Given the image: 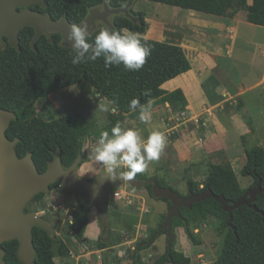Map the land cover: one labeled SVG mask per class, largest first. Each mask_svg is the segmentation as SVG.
I'll list each match as a JSON object with an SVG mask.
<instances>
[{"label":"trees","instance_id":"1","mask_svg":"<svg viewBox=\"0 0 264 264\" xmlns=\"http://www.w3.org/2000/svg\"><path fill=\"white\" fill-rule=\"evenodd\" d=\"M44 4L35 3L34 11L48 15L52 20L64 16L66 22L79 21L85 18L90 8L103 5L107 2L111 8L124 6L128 0H43ZM170 5L201 11L214 15H228L235 5H245L247 0H153ZM247 21L264 26V0H251L246 9ZM136 21L125 15L116 16L114 30L128 29L137 34H143L146 21L141 11H133ZM31 25L22 26L18 30L19 48L10 44L7 48H0V107L13 111L17 118L12 119L6 135L9 139H17L15 150L22 157L28 151L40 172L47 168L48 162L54 158V152L59 151L64 168L69 167L81 156V165L84 161L82 154L83 141L88 135L100 136L96 121L81 112L71 113L56 119H44L35 112L30 104L38 99L47 97L50 93L70 85L87 83L101 97L108 102L114 101L118 111L109 115V122L105 126L107 131L119 123L124 115L136 110L129 108L133 98L140 100L141 106L161 100L169 104L181 103L185 105V95L181 88L172 91L165 90L162 85L178 75L191 69L192 64L185 49L177 43L161 41L138 36L143 44L151 49V55L144 66L138 71H129L123 65L105 68L103 58L96 61L85 60L84 63H71V47L64 46L60 39L42 33L31 45L34 35ZM93 36L95 34L92 33ZM93 41L90 39L89 41ZM246 162L241 168L244 176L252 177L249 187L256 184L258 179L264 183V148L255 145L245 149ZM137 178L146 179V174L138 173ZM160 185L168 186L159 178ZM58 186V182L50 185V190ZM188 190L202 192L210 188L215 194H223L230 202L239 199L248 188L241 186L233 166L226 163H211L207 169L204 183L200 187L197 182L187 179ZM147 190L152 195L151 185ZM73 193L74 205L71 208L72 232L79 238L85 239L84 233L88 223V214L94 204L85 202L86 193ZM188 194V193H187ZM45 192L34 195L35 201H40ZM153 196V195H152ZM161 200L171 206L167 198ZM254 204L264 212V192L258 194ZM183 218L173 217V231L183 227L187 237L194 243H199L194 231L203 224L209 214L220 217L216 229L221 236V247L214 264H264V224L260 212L242 204L232 212V227L227 225L228 212L222 205L212 198L195 202L190 208L181 206ZM167 213V212H166ZM166 213L160 223L164 222ZM43 217V216H42ZM235 229V232L233 230ZM157 230L155 227L145 240L137 243V250L150 245L146 242ZM166 233V230H163ZM32 242L34 245V264H57L56 256H67V244L56 234L34 225L32 227ZM175 243V242H174ZM18 240H7L2 243L4 250L3 261L6 264H23L19 258ZM58 245L55 252L54 245ZM99 249L105 248L107 242L100 236L95 241ZM175 245V244H174ZM190 257L175 250L171 251V259L167 249L154 264H190Z\"/></svg>","mask_w":264,"mask_h":264},{"label":"rangeland","instance_id":"2","mask_svg":"<svg viewBox=\"0 0 264 264\" xmlns=\"http://www.w3.org/2000/svg\"><path fill=\"white\" fill-rule=\"evenodd\" d=\"M250 3L251 0H247L245 5H235L228 15H214L153 0L132 2L131 9L143 12L146 21L145 32L136 34L183 46L192 64L189 72L193 76L188 78L201 80V85L210 98L216 97L217 91H239L237 96L229 97L222 105L240 115L238 117L241 126L239 122L236 127L231 121L225 120L224 129L221 131L219 123L212 122V126L218 129V138L224 139L226 150L214 151L205 158L203 155L194 170L191 169L192 165L184 173L181 167L173 169L175 181H166L169 187L181 195L188 193L187 179L195 178L199 186L204 183L211 163H230L244 188H249L253 181L252 177L242 175L241 168L246 162V148L255 145L264 148V26L247 21L246 9ZM233 18H236V35L229 28ZM241 90L245 91L243 97ZM258 97L263 99L262 103L256 101ZM242 98L246 99L247 108L243 105ZM248 99L254 101L249 102ZM30 106L44 119H56L81 112L95 119L100 134L106 130L109 115L112 114V105L84 82L52 92L45 98L33 101ZM101 106L108 111H102ZM146 108H150L157 117L162 114L165 120L175 125L165 132L161 131L167 138L166 144L183 133L182 128H185L192 133L190 137L194 136L192 141L195 142L192 145L200 148L199 142L204 140V136L200 134L204 127L202 113L193 112L190 107L185 108L179 102L167 107L161 100L149 103ZM139 114L140 110L127 113L119 124L135 129L144 139L151 132L150 121L142 122ZM97 141V135H88L83 141L82 154L85 159L78 172L87 178L106 170L94 158ZM155 162H149L146 171H151V165L157 166L161 160ZM124 171V168L118 169V172ZM119 187L125 197H114L113 204L108 206L106 231L101 233L100 222V234L96 239L102 236L108 246L116 243L121 245L109 247L102 252L97 251L96 239L84 241L72 232L71 208L75 202L73 193L54 187L40 201L32 203L31 209L34 213L43 216L47 221L55 222L53 233L68 246L67 256L55 257L57 264H154L165 253L167 233L163 230L154 235L156 230L146 240L151 242L148 247L137 250V243L145 240L146 233L149 235L151 230L161 225L160 211L162 206L164 208L163 201L154 198L147 188L134 190L126 183ZM165 205L167 208V203ZM220 221L219 216L209 214L203 224L194 230L199 239L197 244L187 237L183 227H177L175 250L189 256L190 264H214L221 247V236L216 229ZM147 224L153 228L147 229ZM54 250L58 251L57 244L54 245Z\"/></svg>","mask_w":264,"mask_h":264},{"label":"water","instance_id":"3","mask_svg":"<svg viewBox=\"0 0 264 264\" xmlns=\"http://www.w3.org/2000/svg\"><path fill=\"white\" fill-rule=\"evenodd\" d=\"M31 2L44 4L43 0H0V48L3 46L2 36L5 34L15 45H18V30L25 25H31L35 30L31 41L33 47H35V41L39 36L48 30L60 31L63 35L67 33L68 23L64 18L55 21L40 12H34L27 8L18 9ZM132 2L133 0H128L124 6L117 8H110L105 2L104 10L91 9L81 26H87L90 29L97 17H102L109 24L106 16L119 12L136 21L138 17L129 11ZM15 118L17 115L13 111L0 107V243L14 238L18 239V255L25 264H34L32 226L38 225L53 232L55 222L47 221L33 212H24V207L34 195L39 192H48L50 185L56 181H58L61 191L77 190L86 193L85 202L97 207L104 230L108 225L107 201L111 199L110 189L118 188L126 183L134 190H140L150 184L154 198H167L171 202L164 222L154 234L157 235L162 230H166L167 255L170 259L175 242L172 219L173 217L183 218L180 212L181 206L190 208L195 202L212 198L222 205L224 211L228 212L227 225L232 227L233 210L245 204L261 213L264 224V212L254 204L256 196L264 192V183L261 179H258L254 186L249 187L239 199L230 202L223 194L217 195L210 188L202 192H194L189 189L187 195H181L169 186L160 185L156 176L146 179L135 177L130 181L117 178L112 181L106 178L104 174L106 170H103L90 179L78 172L82 159L80 155L69 167L64 168L58 150L54 152V158L48 162L47 168L40 172L32 158V152L28 151L20 157L14 148L17 139L11 140L6 135L11 120ZM233 230L235 232L234 228ZM3 254L4 251L0 249V256ZM3 264L6 263L3 261Z\"/></svg>","mask_w":264,"mask_h":264},{"label":"clouds","instance_id":"4","mask_svg":"<svg viewBox=\"0 0 264 264\" xmlns=\"http://www.w3.org/2000/svg\"><path fill=\"white\" fill-rule=\"evenodd\" d=\"M67 29L62 39L71 42L70 58L74 66L84 63L86 59L96 61L102 57L105 68L123 65L129 71H138L151 55V49L141 42L136 33L128 29L119 31L105 26L97 29L94 36L87 26L70 24ZM90 39L92 43L89 42ZM109 104L112 105L111 112L115 114L118 111L115 102L109 101ZM138 107L139 119L148 122L150 116L146 113L149 109L141 106L138 98L131 99L129 108L136 110ZM101 110L108 111L104 106H101ZM166 142L165 134L159 130H152L142 139L135 129L116 123L110 132H101L94 149V158L105 167L107 179L114 181L121 178L130 181L138 173L145 172L149 162L160 159ZM121 168L126 171L118 172ZM0 264H3L2 256Z\"/></svg>","mask_w":264,"mask_h":264},{"label":"crops","instance_id":"5","mask_svg":"<svg viewBox=\"0 0 264 264\" xmlns=\"http://www.w3.org/2000/svg\"><path fill=\"white\" fill-rule=\"evenodd\" d=\"M236 21V18L231 19V25L230 30H234V35L237 34V25L234 22ZM183 47V46H182ZM232 51V49H231ZM264 68V67H263ZM192 69V67H191ZM190 69V70H191ZM188 70L185 73H182L178 75L177 77L170 79L166 81L162 87L167 91H172L176 88H181L183 90V93L185 95V105L184 107H190V109L193 112L196 113H202V123H203V129L200 134L204 136V140H202L200 143V148H197V146H193L192 138L190 137L192 133L187 132L185 128H182L183 133L178 134V136L171 141V143H167L166 147L164 149V152L162 153L159 160H161V163L159 165L152 164L151 171H145L142 174H146L148 177L150 176H158L159 178L166 181H172L174 182L176 177L173 174V169L181 167V171L184 173V171L189 168L191 165V169L194 170L197 167L198 161L203 158H205L207 155L213 153L214 151L225 149L224 145V139L220 140L217 136L218 129L212 126V122H218L219 126L222 127L221 131L224 129L225 120L231 121L232 124L236 125L238 127V122L240 115H238L236 112L232 111L231 108H224L222 105L224 101L230 99L231 97H235L238 95L239 91H236L235 93H231L227 90H223L219 93L217 91L216 97H209L206 90L201 85V80L198 81L195 78H188L191 75V72ZM264 74V73H263ZM191 84V86H189ZM242 97L245 94V91H242ZM230 97V98H229ZM244 101L243 105L247 108V102L246 99L242 98ZM249 102H253L254 100H249ZM259 103H262L263 99L257 98ZM167 107L170 105L169 103L165 102ZM242 105V107H243ZM150 109V108H149ZM185 112V110L183 111ZM209 112V113H207ZM148 116H150V130H159V131H166L167 129H171L175 125L173 122L165 120L162 117V114H160L158 117L154 115L153 111L150 109L146 113ZM161 117V118H159ZM234 122V123H233ZM147 123V122H146ZM241 126V123H240ZM226 127V126H225ZM227 130V128H225ZM200 130V129H199ZM200 132V131H199ZM246 133V132H243ZM199 147V146H198ZM167 150V151H165ZM156 163L155 161H153ZM197 181L195 178H189ZM202 184H200V187ZM163 201V200H162ZM164 203V208L162 206V210L160 211V217L163 216L164 213H166V210L168 209V206L166 208V203ZM148 213V212H147ZM146 215V214H145ZM146 219V217H145ZM100 217H99V211L96 206H93L88 214V223L87 227L84 233V237L87 240H94L98 237L100 234ZM147 229H152L153 227L147 224ZM176 230V229H175ZM148 234L146 233V236ZM121 245L114 244L112 246H107L103 249H99L97 251H103L105 249H108L109 247H115V246Z\"/></svg>","mask_w":264,"mask_h":264},{"label":"flooded vegetation","instance_id":"6","mask_svg":"<svg viewBox=\"0 0 264 264\" xmlns=\"http://www.w3.org/2000/svg\"><path fill=\"white\" fill-rule=\"evenodd\" d=\"M35 3H39V2H31V3H29V4H27L26 6H23V7H19L18 9H24V8H27V9H30V10H32V11H34L33 10V8L35 7ZM105 3V2H104ZM95 8H99L101 11L102 10H104V4L103 5H97V6H95V7H92V8H90V10L91 9H95ZM111 8V7H110ZM90 10H89V12H90ZM129 11H130V13H132V9L130 8L129 9ZM34 12H37V11H34ZM89 12H88V14H89ZM87 14V15H88ZM86 15V16H87ZM118 15H124V13H122V12H119V13H111V14H109V15H107L106 16V18H107V20H108V22H109V24L107 23V22H105L103 19H102V17L100 18H95V20H94V25H92V27L89 29L90 30V32H92V33H94L97 29H99V28H101V27H105V26H107V27H109V28H112V29H114L115 28V26H114V22H115V19H116V16H118ZM61 18H64V16H61L58 20H60ZM84 17L81 19V20H79V21H71V22H67L68 23V25H70V24H78V25H82L83 23H84ZM55 21H57V20H55ZM44 34H46V35H48L49 37H51V36H54V37H56V38H58V39H60V43L62 44V45H64V46H68V47H71V43L70 42H67L66 41V39H62L63 37H64V35L60 32V31H53V30H48L46 33H44ZM2 40H3V46L1 47V48H7L10 44H12V45H14V46H16L17 48H19V45H15L12 41H11V39H10V37L7 35V34H5V35H3L2 36ZM31 41H32V39H31ZM32 45V44H31ZM93 177V176H92ZM92 177H90V179L92 178ZM56 182H58V181H56ZM58 188H59V183H58V186H57ZM60 190V189H59ZM70 191H75V190H70ZM77 191V190H76ZM110 193H111V199L110 200H108L107 201V205L108 206H110L111 204H113V200H114V196H113V189H110ZM35 202V200H34V197H32L27 203H26V205H25V207H24V212H33L34 213V211L31 209V205H32V203H34ZM41 217V216H40ZM44 219V218H43ZM34 226V225H33ZM32 226V227H33ZM106 230H104L103 229V227H101V233L103 232H105ZM49 233H51V234H54L53 232H49ZM14 239H16V238H14ZM14 239H10V240H14ZM18 240V239H17ZM19 242V241H18ZM3 243V242H2ZM2 243H0V249L1 250H3V248H2ZM32 244H33V242H32ZM18 249H19V244H18V248H17V252H18ZM33 249H34V245H33ZM4 251V250H3ZM34 254H35V250H34ZM3 257V256H2ZM33 259H34V257H33ZM23 264H25L24 262H22Z\"/></svg>","mask_w":264,"mask_h":264},{"label":"built area","instance_id":"7","mask_svg":"<svg viewBox=\"0 0 264 264\" xmlns=\"http://www.w3.org/2000/svg\"><path fill=\"white\" fill-rule=\"evenodd\" d=\"M113 196L116 198H120V197H125V194L123 193V191L120 190V187L118 188H113ZM71 264H74V263H71Z\"/></svg>","mask_w":264,"mask_h":264}]
</instances>
